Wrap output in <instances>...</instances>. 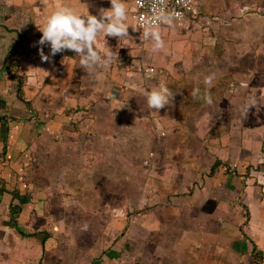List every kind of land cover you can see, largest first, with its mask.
Segmentation results:
<instances>
[{"label": "crops", "instance_id": "1", "mask_svg": "<svg viewBox=\"0 0 264 264\" xmlns=\"http://www.w3.org/2000/svg\"><path fill=\"white\" fill-rule=\"evenodd\" d=\"M124 2L133 39L101 34L97 50L118 60L86 71L74 51L50 56L38 28L58 6L98 15L110 0H0V264H214L264 251V130L259 118L247 126L259 103L244 92L264 79L258 51L248 69V49H230L228 89L207 87L211 104L204 94L190 104L176 81L165 83L170 103L150 109L144 93L159 84L131 64L159 59L142 51L133 0ZM197 113L215 119L203 136L215 126L219 137L201 136L189 121ZM74 198L87 216L78 222Z\"/></svg>", "mask_w": 264, "mask_h": 264}, {"label": "rangeland", "instance_id": "2", "mask_svg": "<svg viewBox=\"0 0 264 264\" xmlns=\"http://www.w3.org/2000/svg\"><path fill=\"white\" fill-rule=\"evenodd\" d=\"M197 9L199 16L198 20L190 23L186 27H183L181 29H160L161 37L164 41V47L162 49L153 51L152 42L150 40H144L147 43L146 45L141 47L142 51L146 52L147 50H149L148 52L155 53L157 55L156 59H159V61H155L154 65L152 66L149 65V63H142L141 65L139 64L140 68L145 66L152 67L155 70V73L150 76L151 78L143 77V79L145 78L151 80L152 82H155L156 80L157 84L163 82L166 84L175 85V87L178 86L176 85V83H180V85L183 86L185 90H187L184 92V94L185 96H188L189 101H191L190 104H192V102H194V100L196 99L192 96V92L194 89H200L199 96L207 91L208 88L205 85L204 81L208 76L213 77L212 85L218 82L215 86L223 87L222 92L227 91L226 89H228L229 81L228 77H224V75H222L224 73L223 69L224 67L226 68V66H232V62L236 57L235 55H231V53L229 52L230 49L234 48L240 51V49H242L241 46L248 49V51L250 52L247 61L248 69H250L251 66V52H256V50L258 51L257 58L259 64H264V0H226L225 2H223L222 0H204V2H197ZM177 48L178 50H176ZM218 48H221V53L219 54L217 53ZM199 54L200 56H198ZM188 55L190 57L186 60L185 57H187ZM139 56L140 55H138V57L136 56V61H139ZM173 57H176L178 59L177 61L179 62L175 61V58L173 60ZM215 57L216 62L213 61V58L215 59ZM172 60L173 62L171 65ZM133 65L131 64V73L139 74V67L133 69ZM168 65L172 66L170 70ZM181 66H183L182 69H180ZM173 68H177L179 71L173 70ZM197 74H200L199 78ZM218 76L223 77L221 80H218ZM263 83L264 79L262 77V74H260L258 78L256 77L254 79V81L247 82V90L244 91L247 93L248 99H251V96L254 95V97L252 98L254 104L259 103V111L254 110L252 116H250V118L247 120V126H249L250 128H254V126L258 123L257 118L261 119L262 123L257 125L258 127L256 128L258 131H261V129L264 130V94H260L261 90H263L264 92V89H262ZM221 87L218 89H211V91H219L218 93H221V91L219 90L221 89ZM146 91H148V89H146ZM257 98L259 99V101H257ZM194 109L197 110L199 109V107L194 106ZM199 116L201 115L197 113L195 115V118H192L193 121H189L192 124L194 123L195 127L196 124H198V126L200 125L199 128L201 129V136H203V132H205V129H208L204 127L206 126V123L208 124L209 122L211 126L212 120L215 121V119L209 116H205V118L201 116L198 119ZM236 122L237 121L234 119L228 120L227 125L225 123L224 124L226 128L231 124L232 127L236 128V126H238V122L237 124ZM212 128L213 129L209 131L208 134L204 133L205 136H203V138L205 140H211L219 137L216 135L217 131L215 129V126H213ZM234 136L238 138L237 135ZM260 137L264 142V134ZM189 138V133L183 134L184 142ZM139 139L140 138H138L137 141H140ZM204 139H202V141H204ZM154 153L156 152H152V158L154 157ZM142 169L143 168H141V170ZM122 171H126V168H120V173H122ZM136 178V186L140 181V184L142 185L143 178L140 176L138 177V175ZM107 184L110 183L108 182ZM81 186L85 189L86 183H81ZM122 186L124 188H127L128 184H123ZM84 200L95 204L94 199L90 200L89 198H85ZM79 201V198L71 199L70 210L72 211V213H74V215H72V218L75 222L80 221L81 218L83 219L87 217L83 215L81 216L82 212L78 204ZM123 202L125 203L124 200ZM136 210H138V208ZM126 215L127 214H124L120 216V218L123 217L125 219ZM125 232L126 230H124L123 233ZM241 240H245L244 236H241ZM260 244H264L262 243V240ZM247 246L249 249L251 248V241ZM257 253L258 254L256 255L252 253L251 257H244L243 255H239L238 258L233 257V259L230 261H217L214 264H264V251L260 252L258 250Z\"/></svg>", "mask_w": 264, "mask_h": 264}, {"label": "clouds", "instance_id": "3", "mask_svg": "<svg viewBox=\"0 0 264 264\" xmlns=\"http://www.w3.org/2000/svg\"><path fill=\"white\" fill-rule=\"evenodd\" d=\"M143 6L144 0H138ZM179 2V0H178ZM111 7L108 9L101 8L98 15L83 13L69 6H58L49 14L42 27L38 28L42 33L38 44L40 46H50V56L65 50L74 51L81 57L80 66L84 70H94L98 67L108 66L113 60H118V51L111 49L102 54L97 50L96 41L103 34L106 37H115L118 41L133 39L129 33L127 21V8L124 0H110ZM165 0H153L152 15L142 21L143 31L141 37L144 40L152 42L153 51H158L164 47V41L161 37L159 24L173 26L181 14L165 10ZM155 21V23H154ZM39 55L43 62H50V56L45 55L43 47L39 49ZM35 69V68H30ZM150 77V74H146ZM101 79L102 77H97ZM213 77L205 78V85L210 87ZM200 89H194L192 96L198 97ZM147 105L150 109L159 111L165 105L170 103L173 94L165 83H160L150 91H145ZM203 99L206 103L211 104L212 98L208 91H205Z\"/></svg>", "mask_w": 264, "mask_h": 264}, {"label": "built area", "instance_id": "4", "mask_svg": "<svg viewBox=\"0 0 264 264\" xmlns=\"http://www.w3.org/2000/svg\"><path fill=\"white\" fill-rule=\"evenodd\" d=\"M152 3L153 0H144L143 6H141L138 0H133L131 18L138 31H143L142 21L152 15ZM164 7L166 11L174 10L181 15L174 20L173 26L160 23L159 29H181L199 18L196 0H179V2L178 0H165ZM138 71L143 77H149L146 74H150L151 76L155 73V70L152 67H139Z\"/></svg>", "mask_w": 264, "mask_h": 264}, {"label": "trees", "instance_id": "5", "mask_svg": "<svg viewBox=\"0 0 264 264\" xmlns=\"http://www.w3.org/2000/svg\"><path fill=\"white\" fill-rule=\"evenodd\" d=\"M19 91H20L19 88H17V93H19ZM252 253H253L254 255L258 254L257 251L255 250V248H253ZM257 263H258V262H257Z\"/></svg>", "mask_w": 264, "mask_h": 264}]
</instances>
